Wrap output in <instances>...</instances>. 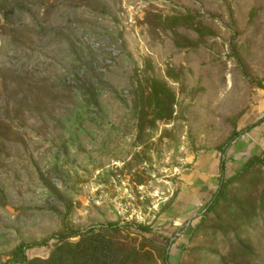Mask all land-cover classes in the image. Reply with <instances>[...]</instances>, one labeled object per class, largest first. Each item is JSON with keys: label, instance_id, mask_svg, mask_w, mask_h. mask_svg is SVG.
Masks as SVG:
<instances>
[{"label": "rangeland", "instance_id": "obj_1", "mask_svg": "<svg viewBox=\"0 0 264 264\" xmlns=\"http://www.w3.org/2000/svg\"><path fill=\"white\" fill-rule=\"evenodd\" d=\"M186 13L215 34L156 18ZM182 36L198 44L178 47ZM146 77L165 80L177 104L141 142L132 106ZM260 85L264 0H0V264L44 239L26 255L47 258L64 226L110 223L143 264H163V250L169 264H233L232 234L193 233L209 198L190 227L165 218L187 173L225 158L231 177L253 156L218 147L264 115ZM242 237L255 254L238 259L264 264V214Z\"/></svg>", "mask_w": 264, "mask_h": 264}, {"label": "trees", "instance_id": "obj_2", "mask_svg": "<svg viewBox=\"0 0 264 264\" xmlns=\"http://www.w3.org/2000/svg\"><path fill=\"white\" fill-rule=\"evenodd\" d=\"M14 11V8L10 9L5 16L9 17ZM156 18L164 29L172 32L178 28H186L196 32L199 38L215 34L209 27L198 23L197 15L192 13L166 17L157 15ZM175 41L176 45L182 48L198 44V41L188 36H182V39ZM169 70V77L178 81L174 70ZM145 82V86L139 82L134 90L132 106L137 119V138L141 142L148 130L152 132L157 128L158 122L174 119L177 104L176 93L165 80L146 77ZM90 92L91 90L88 89V93ZM263 122L264 115L243 130L235 129L218 150L225 154L238 138ZM225 171L226 163L223 158L220 162L219 186L205 205L193 233H206L212 230L216 235L221 232L224 235L232 234L235 238L237 254L232 263L248 264L247 260L241 261L238 258L241 256L247 259L248 256L255 254V248L249 239L243 238L242 235L245 229H250L255 220L264 214V151L261 155L256 154L248 159L242 170L235 175L226 177ZM139 228L149 229L142 225ZM119 232L121 230L117 223L85 231L64 226L62 231L54 234L57 242L47 258H29L26 255L28 248L48 245V239H44L32 244H19L14 250L13 258L7 264H143V261L149 259L145 252L130 248L126 243L121 242L118 237ZM147 254L151 253L147 252ZM160 258L163 264H169L166 250L162 251ZM221 262L226 264L225 257H222Z\"/></svg>", "mask_w": 264, "mask_h": 264}, {"label": "crops", "instance_id": "obj_3", "mask_svg": "<svg viewBox=\"0 0 264 264\" xmlns=\"http://www.w3.org/2000/svg\"><path fill=\"white\" fill-rule=\"evenodd\" d=\"M262 116H259L258 119ZM263 146L264 122L247 132L246 136L244 135L238 138L224 155L225 157H232V159H234V157H239L238 159H240V157L245 154L249 157L251 153H253V155L261 153L264 150ZM258 150H260V152ZM211 157H215V155ZM234 162L235 161H233V163ZM201 164L203 165V161ZM238 164L242 165V162L241 164L237 162V165ZM229 165L230 164L227 162L225 171V175L227 176L228 169L230 168ZM215 166L217 167H213V169H211L212 171H210L205 169L203 165L200 171L195 170V172L187 173L186 176L182 178L184 181L181 184V192L176 202L173 203V207L169 210L170 212L167 211L165 220L169 222L173 221L176 225L191 219L198 213L199 207L204 203L203 199H210L211 192L216 190L217 178L219 177L220 179L219 160L215 161Z\"/></svg>", "mask_w": 264, "mask_h": 264}, {"label": "built area", "instance_id": "obj_4", "mask_svg": "<svg viewBox=\"0 0 264 264\" xmlns=\"http://www.w3.org/2000/svg\"><path fill=\"white\" fill-rule=\"evenodd\" d=\"M202 207H204L203 205H202ZM204 211V208H203V210H202V212ZM187 227H190L191 225H192V221L191 220H189V221H187V223L185 224ZM179 226L181 227L182 226V224H179Z\"/></svg>", "mask_w": 264, "mask_h": 264}]
</instances>
